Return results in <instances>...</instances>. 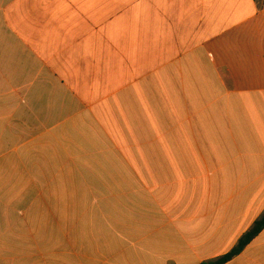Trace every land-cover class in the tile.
<instances>
[{
    "label": "crops",
    "instance_id": "obj_1",
    "mask_svg": "<svg viewBox=\"0 0 264 264\" xmlns=\"http://www.w3.org/2000/svg\"><path fill=\"white\" fill-rule=\"evenodd\" d=\"M263 213L264 0H0V264H202Z\"/></svg>",
    "mask_w": 264,
    "mask_h": 264
},
{
    "label": "trees",
    "instance_id": "obj_2",
    "mask_svg": "<svg viewBox=\"0 0 264 264\" xmlns=\"http://www.w3.org/2000/svg\"><path fill=\"white\" fill-rule=\"evenodd\" d=\"M264 230V213L259 220L255 222L252 228L243 235L238 244L228 254L212 261L204 262L202 264H226L232 259L240 255L248 245Z\"/></svg>",
    "mask_w": 264,
    "mask_h": 264
}]
</instances>
